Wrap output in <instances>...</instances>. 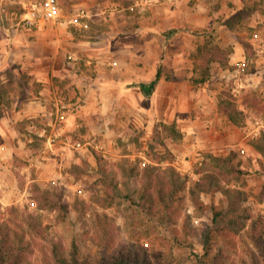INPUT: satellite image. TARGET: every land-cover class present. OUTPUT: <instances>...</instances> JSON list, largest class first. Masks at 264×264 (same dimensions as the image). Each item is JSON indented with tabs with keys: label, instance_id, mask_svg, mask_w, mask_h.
<instances>
[{
	"label": "rangeland",
	"instance_id": "rangeland-1",
	"mask_svg": "<svg viewBox=\"0 0 264 264\" xmlns=\"http://www.w3.org/2000/svg\"><path fill=\"white\" fill-rule=\"evenodd\" d=\"M41 1L1 0L0 232L13 244L1 250L6 263L61 264L74 255L85 264H264L250 238L255 226L264 237V149L255 147L264 145V0H56L57 22L28 23L27 8ZM48 27L66 30L68 43L52 65L73 71L81 88L56 71L41 105L33 100L43 85L20 53L35 45L32 31ZM205 40L236 59L211 62L200 82L204 57L193 54ZM159 66L160 80L143 92L146 114H129L127 98ZM98 91L110 98L109 115L92 114L86 97ZM223 99L242 112L233 124L242 143L188 153L181 108L203 115ZM63 111V126L51 131ZM210 155H230L232 165ZM203 174L240 189L237 205L206 190L209 179L198 188Z\"/></svg>",
	"mask_w": 264,
	"mask_h": 264
},
{
	"label": "crops",
	"instance_id": "crops-1",
	"mask_svg": "<svg viewBox=\"0 0 264 264\" xmlns=\"http://www.w3.org/2000/svg\"><path fill=\"white\" fill-rule=\"evenodd\" d=\"M47 24V23H55L53 21H47V22H39L40 24ZM44 25V24H43ZM62 27H59L58 31L57 28H44L42 30H35L32 31L30 34H33L36 36L33 43L34 44H24L25 45V51H22L20 53V57L22 60H24L26 64L31 65L32 73L36 77V80L41 82L43 85V88L39 91L35 100H33L35 103L43 104L42 100H46L51 97L49 93V86L50 84H53V76L54 74H57L56 71H59L63 74L66 73L68 84L69 86L73 87L72 85L75 84L78 88L80 87V83L73 75V71L67 70L64 66L57 68L55 63L53 62L52 65V57L58 56L63 51L68 50V43L64 41V32L63 29H60ZM257 38H259V33L256 34ZM240 43V42H239ZM23 45V46H24ZM241 45V44H240ZM142 46V44H140ZM243 48V47H242ZM262 49L264 50V44L261 45ZM239 47L236 48L238 50ZM27 52V55H23ZM263 57V56H262ZM234 58L232 57L230 59L229 57V63L232 64V61H234ZM264 60V58H263ZM55 66V67H54ZM69 76V77H68ZM155 76V75H154ZM161 78V77H160ZM160 80V79H159ZM158 80V81H159ZM157 81V82H158ZM146 81H141V83H145ZM103 83V82H100ZM156 85V84H155ZM81 88V87H80ZM74 89V87H73ZM106 92V91H105ZM144 91L141 90V88H137V91L135 94V98L132 97L127 98L128 104H125L124 110L126 109L129 114H134L136 111L139 113L146 114L147 112V106L144 104L145 100L147 99V96L143 93ZM70 93V92H69ZM41 95V96H40ZM75 96L74 94H69L68 98H71ZM131 96V95H130ZM109 97L103 91H98L96 94H93L92 96H87V99H92L91 105H93L92 108V114H99V116L102 115H109V108L110 103ZM80 98V97H77ZM107 98L108 104L103 103L104 106L100 104V102L104 101V99ZM118 96L114 94V97H112L113 102L118 100ZM142 100H144L142 104ZM124 104V103H122ZM217 102H209L208 109L205 111L207 113L203 115H195L188 114L191 111V108L183 107L181 108L182 113H178L179 115L185 116V122L183 123H177V126L183 131V141L184 145L188 146V153L190 151L195 150L196 148H205L208 149L214 153L220 152L222 150L235 147L238 144H241L243 140L240 139V135L238 137H233V135L241 134L240 131H236L235 125L231 123L226 115L220 113L217 111ZM87 104L83 105V109L87 108ZM192 107V105H191ZM114 111L116 110L114 106H112ZM106 109L107 113L103 112V110ZM111 113V112H110ZM88 114V113H87ZM91 114V113H89ZM175 112H171V116H175ZM179 119H182V117H179ZM259 122H262L259 120ZM257 121V124L259 123ZM240 130V129H239ZM239 132V133H238Z\"/></svg>",
	"mask_w": 264,
	"mask_h": 264
},
{
	"label": "trees",
	"instance_id": "trees-1",
	"mask_svg": "<svg viewBox=\"0 0 264 264\" xmlns=\"http://www.w3.org/2000/svg\"><path fill=\"white\" fill-rule=\"evenodd\" d=\"M208 36H211L212 33L211 32H207ZM239 42L241 43L243 49L245 50V52H247V48L251 49V45L247 42L241 41L239 40ZM227 50L224 48H220L218 46H212L211 43L208 40H205V42L201 45H197L196 49H195V53L193 54L195 57L196 56H203L204 57V63L200 64L199 69H200V74H201V79L200 82H204L207 79H209L210 77V73H211V67H210V63L214 62V61H219L224 67H228L230 66L229 63V58L227 56ZM161 77V67L159 66L156 70L155 76L154 78L149 82V83H139V87L141 88L142 91H144L147 94H150L152 89L154 88L155 84L157 83V81L160 79ZM256 101V100H255ZM217 111L226 115V117L228 118V120L230 122H232L233 124L239 126L241 121H239L240 117H242V112L238 111L235 107V105H233V103L229 100H220L217 104ZM172 130L174 133H176L178 136L181 135V133L179 131H176L175 127H172ZM259 138H262L264 141V132H262L261 134H259V136L257 137V140H259ZM255 147L259 148V149H264V145H262L261 143L257 142L255 143ZM212 157V159L216 160L219 163H226V165H232V156L228 155L226 157H219V156H215V155H210ZM144 168L146 167V169H148L150 166L149 164H145L143 166ZM238 176V175H237ZM236 176V177H237ZM226 178V177H225ZM206 179H209V182L207 183V188L206 190H220L225 196H227L229 198V200H231L232 198L236 199V204L237 205V201L239 199H241V194L242 191L238 188H235L231 185H227L224 186L221 184V182L219 181L217 176L214 175H210V174H203L201 176V178L199 179V181H197V186L198 188L200 187V185L205 184L206 183ZM225 180H229L228 178H226ZM202 190V189H201ZM204 190V189H203ZM146 196V195H144ZM150 196H154L153 193H150ZM162 196H163V191L161 189H158L156 191V200L158 202L162 201ZM149 200V199H148ZM230 204V203H229ZM234 205V206H235ZM155 207L154 202H152L151 198L148 202V207L152 208ZM153 207V208H154ZM214 215L219 217L220 219L224 220V214H222L221 211H214ZM228 224H233V221H229L227 222ZM241 225V223H240ZM264 232V229H263ZM262 230H258L253 229V232L250 234V238L253 242V244L255 245V247L258 249L259 253L262 255V257L264 258V237L262 236ZM0 264H7L6 263V259L8 257H5L4 253H1V250L3 248H5V250H8L10 252H12L13 249V244L11 242V239L8 238L5 233L0 232ZM13 256H10L9 259H11ZM18 260L17 257L14 258L13 260V264L14 262ZM58 261L61 264H85V263H80L77 261L76 257L74 255H72L71 257V261H68L66 258L64 257H60L58 259ZM257 259L255 258V264H257ZM11 263V262H10ZM98 264H119V261L117 260H101Z\"/></svg>",
	"mask_w": 264,
	"mask_h": 264
},
{
	"label": "built area",
	"instance_id": "built-area-1",
	"mask_svg": "<svg viewBox=\"0 0 264 264\" xmlns=\"http://www.w3.org/2000/svg\"><path fill=\"white\" fill-rule=\"evenodd\" d=\"M31 7V8H30ZM30 7L27 8V13L25 15V19L28 23H39L47 22V21H53L57 22L60 18V12L59 7L56 2V0H43L40 3H31ZM65 115V112L63 111L59 118L57 116V119L50 124L51 131L57 130L58 128H61L63 126V117ZM77 146L80 147V142H77ZM95 147H97V144H94ZM106 151H104V154Z\"/></svg>",
	"mask_w": 264,
	"mask_h": 264
},
{
	"label": "water",
	"instance_id": "water-1",
	"mask_svg": "<svg viewBox=\"0 0 264 264\" xmlns=\"http://www.w3.org/2000/svg\"><path fill=\"white\" fill-rule=\"evenodd\" d=\"M0 8H1V0H0ZM0 22H1V13H0Z\"/></svg>",
	"mask_w": 264,
	"mask_h": 264
}]
</instances>
